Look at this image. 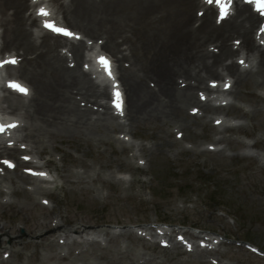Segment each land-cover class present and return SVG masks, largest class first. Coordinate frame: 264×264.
Listing matches in <instances>:
<instances>
[{
	"label": "rangeland",
	"instance_id": "1",
	"mask_svg": "<svg viewBox=\"0 0 264 264\" xmlns=\"http://www.w3.org/2000/svg\"><path fill=\"white\" fill-rule=\"evenodd\" d=\"M234 90L228 111L193 123L186 112L187 127L127 125V144L123 128L109 141L66 135L55 147L45 143L37 156L55 178L39 181L46 192H28L32 178L19 169L2 178L6 169L0 166V202L7 199L0 204V264H264V255L241 244L264 252V85L247 82ZM217 114L232 128L218 133ZM55 220L62 229L83 224L122 233L112 241L103 235L94 246L98 255L78 254L88 246L76 244L67 254L68 242L46 239ZM155 222L223 239L197 260L194 251L162 248L131 233ZM10 249L17 253L7 256Z\"/></svg>",
	"mask_w": 264,
	"mask_h": 264
},
{
	"label": "bare ground",
	"instance_id": "2",
	"mask_svg": "<svg viewBox=\"0 0 264 264\" xmlns=\"http://www.w3.org/2000/svg\"><path fill=\"white\" fill-rule=\"evenodd\" d=\"M54 1L55 13H62L60 19L66 26L77 28L76 32L93 43L101 39L100 50L114 57L124 107L117 113L110 100L120 111V97L116 94L109 97L106 86L96 84L81 68L82 49L86 46L83 37L74 41L43 30L34 11L25 13L32 7L31 0H0V51L11 47L2 51L23 56L17 67L6 66L5 70L12 77L18 72L31 88L28 101L5 89L8 92L2 100L4 105L0 103L1 110H16L19 114H13L14 118L25 121L20 127L23 133L7 139L29 146L22 154L33 153L34 158V154H42L46 149L45 143L53 145L58 139L65 140L66 135L109 141L118 128H123L119 132L126 136L127 125L130 128L173 122L175 127H187L186 112L192 116L191 123L201 122L208 113L228 111L232 105L213 106L208 98L201 99L200 94L206 96L218 91L226 81L230 82L226 95L247 82L264 85V34L258 31L261 17L248 4L235 0L232 13L216 20L215 8L206 0ZM62 48L71 55L62 53ZM71 61L72 66L68 65ZM219 80L222 82L215 89L209 85V81ZM194 107L199 109L198 113L189 112ZM221 118L217 114L212 121ZM227 128L231 126L221 124L217 132ZM16 152V147H7L0 141V154L13 157ZM3 175L2 178L10 179L8 171ZM38 181L41 179L32 181L31 192H46ZM64 221L71 223L69 219ZM64 226L59 220L51 223V228H55L46 237L48 243L62 239L69 248L86 245L78 254L85 252L92 256L98 255L94 246L99 244L101 236L112 241L122 233L91 231L83 224L70 230L62 229ZM158 228L159 232L152 234L149 227L140 232L144 236L149 233L170 236V227ZM73 231L75 235L71 234ZM182 232L190 237L200 235V232ZM200 237L205 240V246L219 240L218 234ZM194 252L197 260L204 254L199 250ZM11 253L17 252L10 249L8 255Z\"/></svg>",
	"mask_w": 264,
	"mask_h": 264
},
{
	"label": "snow or ice",
	"instance_id": "3",
	"mask_svg": "<svg viewBox=\"0 0 264 264\" xmlns=\"http://www.w3.org/2000/svg\"><path fill=\"white\" fill-rule=\"evenodd\" d=\"M208 2L211 3L212 0H208ZM217 2L219 3V0H217ZM250 2H252V0H250ZM256 2L260 5L258 10L264 11V0H256ZM221 7H222V11H224L225 14H226V11H225L226 6L222 5ZM41 15H48V13L46 11H44V10H41ZM45 27L49 28L50 30H52L54 32H58V33L63 34V35H68V36H72L73 35L72 33L67 32V30L57 27L54 23H46ZM9 62L10 63H15L16 61L12 60V61H9ZM100 62L105 67V69L108 70L109 76H111L110 62H108L106 60V58H103V57L101 58ZM10 86L14 87L17 91L23 92L25 95L27 94V89L22 88L20 85L13 84V85H10ZM116 95H117V97H119V93H116ZM117 107H119V104L117 105ZM0 130H2V129H0ZM9 166L11 167L12 165H9Z\"/></svg>",
	"mask_w": 264,
	"mask_h": 264
}]
</instances>
